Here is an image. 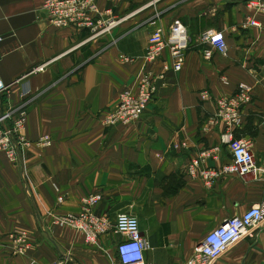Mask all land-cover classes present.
I'll use <instances>...</instances> for the list:
<instances>
[{
    "label": "crops",
    "instance_id": "1",
    "mask_svg": "<svg viewBox=\"0 0 264 264\" xmlns=\"http://www.w3.org/2000/svg\"><path fill=\"white\" fill-rule=\"evenodd\" d=\"M97 5L124 20L88 41L86 32L51 27L39 0H0V80L8 86L0 95V115L25 107L23 134L31 142L16 164L0 154V264H109L120 236L110 232L95 249L55 220L79 214L89 195L101 196L92 211L111 227L118 214L136 217L148 243L145 264H185L210 231L264 201L261 181L222 175L208 189L186 171L211 147H219V159L204 167L219 171L229 162L220 142L224 127L213 122L215 103L240 84L249 85L252 96L233 136L249 140L264 164V14L252 15L258 27H251L245 25L251 13L235 0ZM173 21L188 32L181 71L165 74L136 124L103 127L100 120L120 91L137 85L139 65L121 57H142L150 33ZM208 31L222 33L226 56L203 58L201 35ZM164 60L169 62L167 54ZM202 91L208 99L200 98ZM43 138L49 146L36 145ZM15 231L33 238L24 256L12 253L9 235ZM214 264H264V230L228 248Z\"/></svg>",
    "mask_w": 264,
    "mask_h": 264
},
{
    "label": "built area",
    "instance_id": "2",
    "mask_svg": "<svg viewBox=\"0 0 264 264\" xmlns=\"http://www.w3.org/2000/svg\"><path fill=\"white\" fill-rule=\"evenodd\" d=\"M41 9L46 13L51 27L57 30L73 29L86 32L88 41L103 37L119 26L124 18H115L110 9L100 11L97 0H39ZM240 2L251 14L246 18V26L258 27L254 14H264V0H235ZM111 2V0H106ZM201 41L207 45L202 51L204 59L213 54L226 56V45L222 33L204 32ZM188 49L187 29L173 21L167 28L155 29L148 36L147 47L142 57L122 56L126 65H139L137 85L134 89L120 91L114 107L103 115L100 124L103 127L131 126L136 124L148 105L155 98L159 84L164 81L169 71H181ZM167 54L169 62L164 60ZM159 64V65H158ZM161 65V66H160ZM159 66V67H158ZM264 82V67L261 70ZM8 86L0 80V95L6 93ZM252 88L240 84L236 92L229 97H222L215 103V119L224 127L220 136L221 144L228 148L230 160L219 171L203 166L207 160L219 159V147H211L200 152L186 168L187 175L198 177L206 188H211L214 181L222 175H235L246 181H261L264 186V164L260 165L251 150L247 139H235L233 132L241 125L242 107L250 102ZM207 91L200 93L202 100L208 99ZM25 107L10 108L0 115V154L9 162L16 164L30 146L24 134L26 118ZM50 140L40 139L39 146H49ZM184 146V145H183ZM101 201L99 195H89L81 199L80 212L77 215L57 217V223L78 231L84 243L99 249V240L112 232L120 236L114 244L113 258L109 264H145L144 253L148 243L142 236L136 217L118 214L111 227L103 215H96L92 209ZM58 204L62 199H57ZM264 230V201L250 207L240 216L229 218L223 225L210 231L197 245L185 264H214L233 245L243 240H254L258 231ZM12 253L24 256L33 248V238L24 231H15L9 235ZM29 264H34L33 262ZM54 264H73L70 260L60 259Z\"/></svg>",
    "mask_w": 264,
    "mask_h": 264
},
{
    "label": "rangeland",
    "instance_id": "3",
    "mask_svg": "<svg viewBox=\"0 0 264 264\" xmlns=\"http://www.w3.org/2000/svg\"><path fill=\"white\" fill-rule=\"evenodd\" d=\"M151 16H154L155 17V19L158 17V16H160L159 15V12H153L152 14H151ZM39 141V140H38ZM38 141L36 142V145H37V143H38ZM30 144H31V142H30ZM26 152V151H25ZM72 262V261H71Z\"/></svg>",
    "mask_w": 264,
    "mask_h": 264
}]
</instances>
